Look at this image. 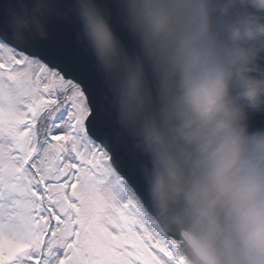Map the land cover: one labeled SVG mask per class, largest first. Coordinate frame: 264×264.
I'll use <instances>...</instances> for the list:
<instances>
[{"label":"water","instance_id":"water-1","mask_svg":"<svg viewBox=\"0 0 264 264\" xmlns=\"http://www.w3.org/2000/svg\"><path fill=\"white\" fill-rule=\"evenodd\" d=\"M0 37L74 79L86 130L193 264L264 243V0H0ZM212 174V175H211Z\"/></svg>","mask_w":264,"mask_h":264},{"label":"rangeland","instance_id":"rangeland-1","mask_svg":"<svg viewBox=\"0 0 264 264\" xmlns=\"http://www.w3.org/2000/svg\"><path fill=\"white\" fill-rule=\"evenodd\" d=\"M53 79L41 61L0 42V264H15L26 252L22 246L31 240L36 203L42 201L37 191L43 186L54 214L50 226L47 211L38 224V234L49 231L38 244L40 264H191L125 181L104 164L103 148L86 136L88 109L78 87L67 83L71 89L64 99L70 101L43 107L51 116H39L41 142L30 167L18 171L36 146L35 125L27 122L35 102L56 99ZM185 237L211 261L194 237ZM252 264H264V246Z\"/></svg>","mask_w":264,"mask_h":264},{"label":"trees","instance_id":"trees-1","mask_svg":"<svg viewBox=\"0 0 264 264\" xmlns=\"http://www.w3.org/2000/svg\"><path fill=\"white\" fill-rule=\"evenodd\" d=\"M47 202L49 203V201H47ZM39 208H41V206H39ZM50 208L53 210V207L52 206H50ZM38 214H39V216H41L40 212H38ZM33 230H34V233H33V239H32V241L35 240L36 237H39V236H37V230H36V228H33ZM27 251H29L30 257L34 260V258H36V255H37L36 251H34L33 248H30ZM34 252L36 253L35 255H34ZM18 264H28V262L27 261H24V260H21L20 262H18Z\"/></svg>","mask_w":264,"mask_h":264}]
</instances>
